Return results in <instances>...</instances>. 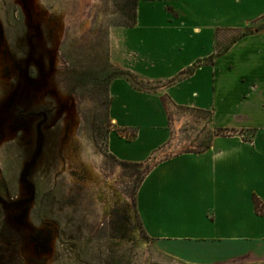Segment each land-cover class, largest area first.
Wrapping results in <instances>:
<instances>
[{
    "label": "crops",
    "instance_id": "obj_1",
    "mask_svg": "<svg viewBox=\"0 0 264 264\" xmlns=\"http://www.w3.org/2000/svg\"><path fill=\"white\" fill-rule=\"evenodd\" d=\"M135 15L111 31L127 76L108 93L110 122L136 136L110 133L108 150L168 154L136 193L145 233L188 264L264 258V0H137ZM192 122L213 130L201 149L181 137Z\"/></svg>",
    "mask_w": 264,
    "mask_h": 264
},
{
    "label": "rangeland",
    "instance_id": "obj_2",
    "mask_svg": "<svg viewBox=\"0 0 264 264\" xmlns=\"http://www.w3.org/2000/svg\"><path fill=\"white\" fill-rule=\"evenodd\" d=\"M133 19V0H0V264H188L145 233L136 209L146 172L168 154L124 162L108 150L110 133L135 132L108 117L109 81L125 72L110 34ZM190 125L181 137L201 149L213 130Z\"/></svg>",
    "mask_w": 264,
    "mask_h": 264
},
{
    "label": "trees",
    "instance_id": "obj_3",
    "mask_svg": "<svg viewBox=\"0 0 264 264\" xmlns=\"http://www.w3.org/2000/svg\"><path fill=\"white\" fill-rule=\"evenodd\" d=\"M136 2H137V0H133V8H134V19H133V22H135V20H136V15H135ZM192 69L193 68H190L189 70H186V75H189V73H191ZM120 76L121 77H125V76H127V73L126 72H121ZM108 117H109V105H108ZM132 136H136V132H132ZM147 173L148 172H146V174ZM254 204H255L256 211L258 213H260V214H264V201L261 200L259 197L254 196Z\"/></svg>",
    "mask_w": 264,
    "mask_h": 264
},
{
    "label": "water",
    "instance_id": "obj_4",
    "mask_svg": "<svg viewBox=\"0 0 264 264\" xmlns=\"http://www.w3.org/2000/svg\"><path fill=\"white\" fill-rule=\"evenodd\" d=\"M39 151L40 149H38L37 153L33 156L32 160L30 162H28L23 170V173H22V180L27 184L29 185V182L27 180V174H28V171L30 169V167L32 166V164L35 162L38 154H39Z\"/></svg>",
    "mask_w": 264,
    "mask_h": 264
}]
</instances>
